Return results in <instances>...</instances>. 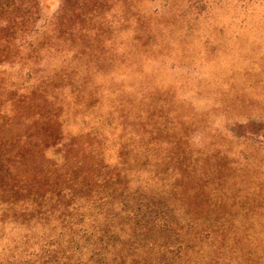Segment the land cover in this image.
<instances>
[{
    "label": "trees",
    "instance_id": "16d2710c",
    "mask_svg": "<svg viewBox=\"0 0 264 264\" xmlns=\"http://www.w3.org/2000/svg\"><path fill=\"white\" fill-rule=\"evenodd\" d=\"M133 23L138 39L149 22L137 0H0V264H189L191 239L228 231L222 209L235 204L196 185L186 148L164 154L170 171L152 168L169 141L139 151L120 141L136 131L114 136L112 122L88 111L97 98L88 85L113 61L114 30ZM48 59L60 71L38 76ZM16 66L22 75L7 82ZM78 119L86 126L72 130Z\"/></svg>",
    "mask_w": 264,
    "mask_h": 264
},
{
    "label": "rangeland",
    "instance_id": "374dc122",
    "mask_svg": "<svg viewBox=\"0 0 264 264\" xmlns=\"http://www.w3.org/2000/svg\"><path fill=\"white\" fill-rule=\"evenodd\" d=\"M137 1L148 30L138 39L135 23L114 30L107 46L113 61L101 65L104 75L88 85L97 90L88 111L112 122L114 136L122 126L136 131L120 141L139 151L152 139L169 141L152 168L170 171L173 161L164 154L186 148L196 185L235 204L222 209L232 215L228 231L191 239L189 264H264V0L247 9L239 0H211L205 7L191 0ZM56 7L53 2L51 10ZM146 43L152 47L145 53ZM60 67L59 60L48 59L36 74ZM4 73L7 82L22 75L18 66ZM69 123L72 130L86 126L79 119ZM211 218L202 214L204 222Z\"/></svg>",
    "mask_w": 264,
    "mask_h": 264
}]
</instances>
